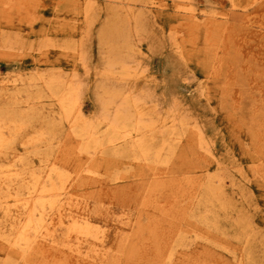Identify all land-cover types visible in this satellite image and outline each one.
Masks as SVG:
<instances>
[{
    "label": "rangeland",
    "instance_id": "374dc122",
    "mask_svg": "<svg viewBox=\"0 0 264 264\" xmlns=\"http://www.w3.org/2000/svg\"><path fill=\"white\" fill-rule=\"evenodd\" d=\"M231 1L237 7L229 0H0V82L15 80L10 94L20 101L56 113L45 84L77 85L75 112L101 135L97 99L108 100L112 83L116 105L126 94L146 96L145 118L185 126L174 154L153 170L121 147L99 158L98 175L80 172L72 181L87 160L78 164L69 125L50 128L35 111L6 110L1 95L0 116L18 127L8 140L18 158L1 156L0 167L37 170L54 155L51 181L75 186L23 262L0 241V264H264V0ZM126 33L135 46L128 54L120 42ZM112 50L129 57L135 75L99 87L101 57ZM11 210L17 219L19 207ZM74 221L103 236L99 251L79 229L72 247Z\"/></svg>",
    "mask_w": 264,
    "mask_h": 264
},
{
    "label": "bare ground",
    "instance_id": "6f19581e",
    "mask_svg": "<svg viewBox=\"0 0 264 264\" xmlns=\"http://www.w3.org/2000/svg\"><path fill=\"white\" fill-rule=\"evenodd\" d=\"M229 1L231 3V8L237 7L236 3L231 0ZM254 1L258 0H252V2ZM89 2L91 3V1ZM124 38H120V42L124 41L123 44L127 48L128 54L135 50V46L131 43L128 33L124 35ZM128 58V56H126V59L121 58L113 50L110 51L106 59L101 57V66L103 65V70L101 73L102 82L99 84V87H102L104 83H108L107 85L109 86V78L117 79L121 83H125L131 75H135L133 74L134 72L130 70L132 66ZM115 67H118L117 73ZM52 82L50 81L45 84V86L56 104V113L51 111H46L44 113L42 108L39 109L34 106V104L30 105L28 101H20L17 94H10V91L15 90L17 87L15 80L11 82L12 85L9 84L10 82L8 80L0 82V96H5L6 110H17L24 114L25 112L35 111L48 120L50 128L53 127L55 122H66L69 125L68 127L77 140L75 150L78 156V164L80 165L84 158L87 160L85 167L82 170H77L72 181L77 177L79 179L80 172H84L86 178L89 179L98 175L97 163L99 158L104 156L106 150L111 151L121 147L127 150L128 153L138 154L143 159L144 164L148 166L150 170H153L155 163L161 158L162 161H165L169 155L174 154L173 152L181 141L182 131L185 130V126L180 119V122L177 121L178 123L176 124L174 117L166 123H163V120L155 121L154 119L145 118L147 114L145 112L147 109L146 96L137 95L132 97L130 94H126L127 97H123V101L116 105L114 99L120 96L118 95V88L112 86V83L111 87L113 88H110L111 92H105L108 94V100H103L102 98L97 99L99 102V124H105L106 128V131L100 135L93 126H90V124L81 119L79 116L80 113L78 115V112H75L78 106L77 99H79L78 86H72V84L71 86L68 84L54 85ZM110 105H113L115 108L111 116H109L108 113ZM17 133L18 127L15 121L7 115L0 116V157L9 155L10 162L17 159L18 155L15 154L14 149L8 145V140L12 137V134L15 135ZM60 142L61 141L57 142L58 149L60 147ZM23 146L24 151L29 152L28 146L25 143H23ZM34 147H37V145L31 146V148ZM82 154L85 155V157L82 156ZM51 158L53 160L54 155ZM52 160L46 159L42 165L39 163L40 166L37 170H33L28 166L15 168L11 164H8L5 168L0 167V241L6 245L8 254L21 262L30 255L33 244L42 235L43 231L46 230V224L50 220V216L56 209L63 194H66L69 188L75 186H72L73 182H60L57 186L51 181L50 173L53 171ZM52 173H54V171ZM46 185H48V187ZM207 188L208 195L210 194L212 196L213 193H215V189L211 187V185H208ZM8 198H10V200H7ZM72 201L71 196L67 205ZM67 205L63 209V212L66 211ZM17 207H19L20 215L15 219L11 209ZM196 208L198 209V207ZM59 217L61 218V214ZM77 229L83 231L84 236H86L83 242L89 245L93 252L99 251L100 246H103L101 245L103 236L96 230L92 231L87 222L78 224L74 221L72 228L68 229L69 233L67 236L70 240H74L72 247L74 246L77 250L76 241L81 239L79 238V232L76 236ZM68 251L70 250L68 249ZM104 255L105 254L102 253V256ZM239 264H243L242 258L239 259Z\"/></svg>",
    "mask_w": 264,
    "mask_h": 264
}]
</instances>
